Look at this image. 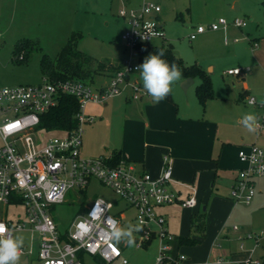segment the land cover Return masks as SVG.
<instances>
[{"label":"built area","instance_id":"obj_1","mask_svg":"<svg viewBox=\"0 0 264 264\" xmlns=\"http://www.w3.org/2000/svg\"><path fill=\"white\" fill-rule=\"evenodd\" d=\"M161 11L158 0H143L139 5L123 2L118 14L127 26L121 41L130 49V57L138 56L141 44H153L156 39L165 42ZM229 24L244 28L249 20L238 15L232 19L221 16L207 26L198 24L189 38L194 40L207 28L219 29ZM242 39H248L258 47V42L249 35L236 37L233 41ZM25 57L24 51L16 55L20 61ZM139 65L128 59L119 70H106L110 71V79L102 86L76 78L52 81L46 77L38 84L0 86V203L22 206L24 210L17 220L0 218V224L6 225L13 235L16 231L29 232L30 246L23 248L22 262L28 258L27 264L30 263V255L34 254L37 244L38 264H85V254L106 264L116 260L131 264L123 256L121 244L110 239L111 228L120 227L126 218L124 209L116 211L112 201L103 197L89 203L80 201L82 210L66 230H61L54 218L52 211L57 205L73 202L75 199L70 194L86 191L93 180L110 187L135 210L134 218L140 233L137 247L158 239L157 264H170L176 259L170 255L173 237L166 217L159 214L157 208L177 202L185 208H195L198 199L193 188L185 199H180L170 188L174 180L171 156H163L162 172L153 175L135 162L121 157L117 160L113 153L85 156L82 151L83 126L95 120L94 115L86 112L89 104H105L122 94L127 86L134 90L133 99L148 94L141 82L131 81ZM244 70L249 71L250 67H233L226 72L227 75H242ZM64 95L78 100L80 107L76 116L79 125L72 130H58L64 132L63 135L47 137L48 131L39 127L41 116L56 106ZM247 103L258 104L254 96H249ZM258 123L257 129L262 130L264 116ZM239 158L243 166L230 196L235 203L248 205L257 192V179L264 177V148L255 144L241 147ZM248 236L255 239L256 248L264 246V229ZM255 249L246 251L245 264H259V260L252 259ZM224 262L225 259L218 258L207 264Z\"/></svg>","mask_w":264,"mask_h":264},{"label":"rangeland","instance_id":"obj_2","mask_svg":"<svg viewBox=\"0 0 264 264\" xmlns=\"http://www.w3.org/2000/svg\"><path fill=\"white\" fill-rule=\"evenodd\" d=\"M125 0H52L51 10L48 9V17L42 19L40 16L44 9L42 0H33L22 4L20 10L24 13L17 17L13 15L12 5L5 4L3 16L0 17V86H16L20 84L41 83L43 73L40 68V57L42 52L32 49L28 52L27 61L18 62L14 59V44L24 36L40 37L43 51L55 57L60 52L64 43L68 40L73 30L80 31L82 38L79 43L80 49L99 59L105 61L108 58L131 59L132 62H139L136 56L130 57V49L121 41V36L126 28V23L118 14L119 8ZM128 1V0H127ZM126 1V2H127ZM135 3L137 0H130ZM162 5L161 18L166 31L165 43L171 45L179 52V56L186 64H194L205 61V63H215L219 66H226L232 62L236 63V55L242 53L245 45H249L248 39H243L240 43H234L233 38L248 36V33L258 32L264 37V12L262 0H158ZM239 7L238 9L236 8ZM50 4V3H49ZM246 17L249 20L248 26L240 28L230 25L227 29L207 28L199 33L196 39L191 40L189 35L194 31L198 24L209 25L217 21L221 16L232 19L235 16ZM249 31V32H248ZM248 32V33H247ZM249 33V35H250ZM228 43L225 44V40ZM162 42L154 40L153 45ZM41 45V44H40ZM41 45V46H42ZM257 47V46H256ZM254 48V46H253ZM109 62V60L105 61ZM116 63V62H115ZM233 65V64H232ZM244 65V64H243ZM102 71H97L99 75ZM225 81L233 86L232 81L237 82V77L224 75ZM143 82L140 72L133 74L131 81ZM183 78L173 85L172 99L184 98L186 94L181 84ZM200 82L197 79V83ZM98 84L96 80L93 82ZM224 86L221 79L220 82ZM196 84H192L189 95H193ZM190 87V86H189ZM128 93H134L132 87L126 89ZM236 92V91H235ZM149 95V94H148ZM165 102H174L164 99ZM111 105V104H110ZM102 107L100 104H90L89 111H97ZM111 107V106H110ZM117 106H115L116 108ZM176 108V107H175ZM244 108V106H243ZM111 109V108H110ZM210 114L220 122V131L223 129L229 133L230 142L236 145L255 144L264 148V129H257L256 132L243 130L238 126L232 125V119L227 116L219 105L210 109ZM113 109L102 113L101 120L95 118L93 122L83 126V155H94L105 147L112 149L113 146L121 147L124 142V134L116 119L117 115L123 114L122 108ZM97 114V113H96ZM99 116V114H97ZM108 120V124L106 121ZM216 120V121H217ZM215 121V120H214ZM119 126V127H118ZM64 132L50 131L46 136L63 135ZM127 156L124 154L123 159ZM257 193L251 203L246 205L237 203L230 210L224 212V219L221 228H218L219 219L216 212L211 210L205 215V232L197 229L189 216L190 212L180 205L173 208L168 217L169 229L173 239L177 243L171 245L175 249L170 252L171 256L176 255V259L170 264H207L212 259L223 258V264H242L243 252L251 251L256 248L255 239L249 234L255 235L264 229V178H260L256 185ZM73 202L57 205L53 209L54 218L61 230H66L82 210L80 201L89 203L97 197H103L115 204L116 211L124 209L126 218L122 220L121 228H139L135 217V210L128 207L110 187L93 180L88 189L84 192H74L70 194ZM184 196V193H183ZM70 199V198H69ZM213 203V202H212ZM209 208L211 209V204ZM221 206V205H220ZM218 215L223 213V207H218ZM115 211V210H114ZM217 211V210H216ZM24 213L22 206H6L0 203V218L17 220L18 215ZM189 213V214H188ZM188 214L189 220L186 219ZM195 217V216H194ZM237 226V228H235ZM225 232L222 234V230ZM15 235H22L25 238L24 249L30 246V234L27 231H16ZM135 244L131 247L125 242H120L123 249V256L128 258L131 264H157L159 254V241L153 239L149 244L137 247L136 242L140 233L133 231ZM181 236L191 237L195 243H179ZM35 252L30 255L29 264H38V250L35 244ZM183 259L180 258V256ZM24 259L22 255L21 260ZM253 260H259V264H264V246L257 247L252 256ZM85 264H100L98 258L85 254L83 256ZM110 264H121L116 260Z\"/></svg>","mask_w":264,"mask_h":264},{"label":"crops","instance_id":"obj_3","mask_svg":"<svg viewBox=\"0 0 264 264\" xmlns=\"http://www.w3.org/2000/svg\"><path fill=\"white\" fill-rule=\"evenodd\" d=\"M42 1L45 10L40 17L45 19L48 17V9L51 10L52 0ZM142 1L137 0L135 3H131L128 0L127 2L132 5H139ZM27 2H33V0H0V17L3 16L4 6L7 3L13 6V15L16 17L18 15L22 16L24 13L20 10V7ZM230 25L233 24L223 28L227 29ZM249 36L258 42V47L253 48V43L247 41L249 45L247 44L241 48L242 53L235 56L236 63L232 62L227 65V70L233 67H250V70H244L242 75H230L237 77L236 83L232 81L233 86L224 79L226 66L221 65L217 68L215 63L197 62L210 73L213 80V97L207 100L205 106L200 103L197 96L196 86L199 84V82L197 83L199 78L196 77L193 83L196 84L193 95H189L188 92L192 85L185 90V93L187 92L185 95L182 94L184 98L178 97L177 101L172 99L171 93L170 100L174 102L175 106L165 102V100L154 103L152 97L148 94L140 99H133L131 94L126 91L130 87L127 86L122 94L113 97L105 104H100L102 107L99 110L93 112L86 108L87 114H92L95 118L99 117L101 120H103L102 113L106 111L113 109L115 113L117 108L124 110L122 115L120 113L116 116L121 132L124 134L123 145L119 148L113 146L112 149L105 147L104 150L90 156L118 153L123 158L125 154L128 158L126 160L135 162L139 168L148 170L153 175H159L163 170V156L169 154L172 158L174 179L170 184V188L180 199L187 198L192 193L191 189H194L195 196L198 199L195 208H185L179 202L157 208V212L166 217L168 228H170L168 217L177 205L185 208L186 212H190L188 214L191 221L192 217L196 215H202L205 218L209 210L213 213L216 212V217L219 219L217 221L218 228H221L223 224L221 219H224V212L230 210L233 205L238 206L232 200L230 193L239 169L243 166L239 158V150L241 147L247 148L248 145L232 144L230 136H228L229 133H226L224 129L220 131V122L213 114H210V109L219 105L227 112V116L232 121L234 120L232 125L233 123L235 126L239 125L238 127L244 131L246 129L239 123L244 114L255 113L258 121L261 116H264V104L260 103L261 99H264V37L254 31ZM23 38L38 39L42 45L41 38L38 36L27 35ZM227 40L224 41L225 44H227ZM241 41L243 39L239 42H233L240 43ZM78 48L83 51L79 45ZM107 60H109L107 63L111 65H123L126 61L124 58H108ZM103 72V74L100 73L94 77V80L98 82L96 86H102L109 81L110 71L106 72L105 70ZM221 79L224 82V88L220 83ZM227 84L230 85L229 91ZM249 96H254L258 104H248L247 99ZM115 106L117 107L115 108ZM106 123L108 124V120ZM259 179H257V182ZM210 203H212L211 209L208 207ZM218 207H223L224 210L220 215H218ZM188 214H186L187 220H189ZM224 232L225 228H223L222 234ZM171 242L174 245L177 243V239L175 238ZM174 249L175 247L172 246L170 252ZM246 258L247 252H243L242 264H245Z\"/></svg>","mask_w":264,"mask_h":264},{"label":"trees","instance_id":"obj_4","mask_svg":"<svg viewBox=\"0 0 264 264\" xmlns=\"http://www.w3.org/2000/svg\"><path fill=\"white\" fill-rule=\"evenodd\" d=\"M263 12H264V0H262ZM82 38V33L77 30L71 32L70 37L62 46L57 56L53 57L43 51L42 46L38 39L21 38L14 44V59L18 62L27 61L28 52L32 49H37L42 52L40 57V68L43 73V77L55 80L65 79H81L87 82H93L97 71H117L122 67V64L111 65L105 61H100L96 57L89 55L88 53L79 50L78 45ZM160 50H164V59L171 65L175 63L182 72V78L188 77L200 79L199 84L196 86V92L200 103L205 106L207 100L213 97V80L208 71H206L200 64H186L183 59L176 54V51L171 45L163 42L159 45L153 44H141L138 46V63L141 65L144 60L151 54H157ZM24 51L26 57L20 61L16 59V55ZM228 91L230 85L227 84ZM171 99V94L166 98ZM78 100L71 95H64L61 97L60 102L51 108L48 112L41 116L40 128L50 131L58 130H72L78 127L79 120L77 113L79 111ZM116 159H120V155L115 154ZM204 215V214H203ZM193 225L205 231V218L202 215H196L192 217ZM196 240L191 237L182 236L179 240L180 245L195 243ZM100 264H106L99 259Z\"/></svg>","mask_w":264,"mask_h":264},{"label":"clouds","instance_id":"obj_5","mask_svg":"<svg viewBox=\"0 0 264 264\" xmlns=\"http://www.w3.org/2000/svg\"><path fill=\"white\" fill-rule=\"evenodd\" d=\"M164 50L157 54H151L144 62L138 66L143 87L152 97L154 103L166 99L173 91V85L180 81L182 72L179 67L173 63L169 64L163 57ZM264 104V99H261ZM239 123L249 132H256L259 127L258 117L255 113H246ZM139 228H121L113 226L110 232V239L117 243L125 242L131 247L135 244L133 231ZM25 238L22 235H13L6 225L0 224V264H23L21 257Z\"/></svg>","mask_w":264,"mask_h":264},{"label":"water","instance_id":"obj_6","mask_svg":"<svg viewBox=\"0 0 264 264\" xmlns=\"http://www.w3.org/2000/svg\"><path fill=\"white\" fill-rule=\"evenodd\" d=\"M236 8L238 9L239 7L237 6V3H236ZM176 54L179 55V52L176 51ZM194 83V78L193 77H188L186 79L183 80L181 86L183 88V90H187L189 86H191L192 84ZM28 263V258H26L24 261H23V264H27Z\"/></svg>","mask_w":264,"mask_h":264}]
</instances>
